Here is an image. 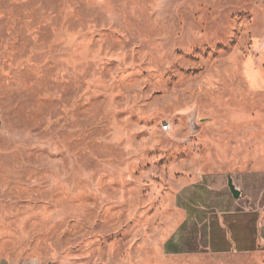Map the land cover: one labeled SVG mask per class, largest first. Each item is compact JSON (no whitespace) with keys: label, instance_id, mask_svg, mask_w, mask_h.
<instances>
[{"label":"rangeland","instance_id":"obj_1","mask_svg":"<svg viewBox=\"0 0 264 264\" xmlns=\"http://www.w3.org/2000/svg\"><path fill=\"white\" fill-rule=\"evenodd\" d=\"M244 170L264 0H0V264H264L163 251L180 190Z\"/></svg>","mask_w":264,"mask_h":264},{"label":"crops","instance_id":"obj_2","mask_svg":"<svg viewBox=\"0 0 264 264\" xmlns=\"http://www.w3.org/2000/svg\"><path fill=\"white\" fill-rule=\"evenodd\" d=\"M239 191L233 197L228 182ZM166 254L248 255L264 250V171L201 173L180 190Z\"/></svg>","mask_w":264,"mask_h":264},{"label":"water","instance_id":"obj_3","mask_svg":"<svg viewBox=\"0 0 264 264\" xmlns=\"http://www.w3.org/2000/svg\"><path fill=\"white\" fill-rule=\"evenodd\" d=\"M228 188L233 195V197L237 198L239 196V191L235 189V187L232 185L231 180L228 182Z\"/></svg>","mask_w":264,"mask_h":264},{"label":"built area","instance_id":"obj_4","mask_svg":"<svg viewBox=\"0 0 264 264\" xmlns=\"http://www.w3.org/2000/svg\"><path fill=\"white\" fill-rule=\"evenodd\" d=\"M169 129V125L165 124L163 127H162V130L164 132H166L167 130Z\"/></svg>","mask_w":264,"mask_h":264}]
</instances>
